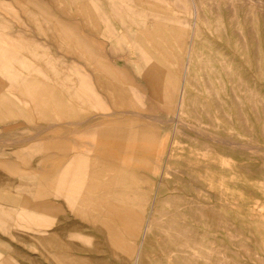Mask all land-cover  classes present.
Segmentation results:
<instances>
[{
    "label": "rangeland",
    "instance_id": "rangeland-1",
    "mask_svg": "<svg viewBox=\"0 0 264 264\" xmlns=\"http://www.w3.org/2000/svg\"><path fill=\"white\" fill-rule=\"evenodd\" d=\"M8 32L0 264H264V0H0Z\"/></svg>",
    "mask_w": 264,
    "mask_h": 264
},
{
    "label": "crops",
    "instance_id": "crops-1",
    "mask_svg": "<svg viewBox=\"0 0 264 264\" xmlns=\"http://www.w3.org/2000/svg\"><path fill=\"white\" fill-rule=\"evenodd\" d=\"M6 28V27H5ZM12 34L13 33H10V32H8V33H0V36H6V35H8V36H12ZM151 35V34H150ZM150 35H148L150 38H152L153 36H150ZM143 40H146V39H143ZM138 43H139V45L140 46H144V44H143V41H141V40H138ZM145 44H148L147 43V41H146V43ZM151 45H152V43H150ZM150 44H148V45H150ZM81 45H83V43H81ZM150 45V46H151ZM149 46V47H150ZM88 50V49H87ZM145 53H147L149 56H150V58L151 59H153L154 61H155V57H154V48L153 49H149V48H147V49H145ZM16 57V53H15V50L14 49H11L10 50V46H7V47H2V48H0V66L3 68L4 66L3 65H8L9 64V62H13V60H14V58ZM9 61V62H8ZM156 62H158V60L156 61ZM160 62V61H159ZM150 71V72H149ZM148 71V73H149V75L150 76H155V72H156V74L158 73L155 69H153L152 68V70H149ZM153 71V72H152ZM32 81V85H34V84H37L36 83V80H31ZM30 87H31V85H29ZM104 86H106V85H104ZM35 88H36V85H35ZM46 89L47 90H43V92H42V94L40 95L41 96V98H39V95L38 96H35V90H34V92H31V102L33 103V105H34V109L35 110H37V111H41V108L42 107H44L46 104H45V101H47L48 100V98L50 97V89H48L47 88V86H46ZM126 140V139H125ZM72 165L74 166L77 162L75 161V160H73L72 162ZM73 173H75V172H73ZM90 174V173H89ZM73 181L75 182L76 180H75V178H73Z\"/></svg>",
    "mask_w": 264,
    "mask_h": 264
},
{
    "label": "bare ground",
    "instance_id": "bare-ground-1",
    "mask_svg": "<svg viewBox=\"0 0 264 264\" xmlns=\"http://www.w3.org/2000/svg\"><path fill=\"white\" fill-rule=\"evenodd\" d=\"M150 70H152V69H150ZM150 72V71H149ZM153 72V71H152ZM155 74V73H154ZM160 176V175H159ZM103 184V183H102ZM104 187H107L106 185L104 186ZM137 201V200H136ZM104 202H105V200H104ZM131 204V203H130ZM136 206V205H135ZM133 211V210H132ZM121 212V211H120ZM136 212V211H135ZM128 213V212H127ZM130 213H133V212H131L130 211ZM142 213H146L145 211H143ZM125 215H127V214H125ZM146 215V214H145ZM129 216V215H128ZM131 216H132V214H131ZM147 216V215H146ZM115 217V216H114ZM133 218V217H132ZM148 219V218H147ZM119 220V219H118ZM127 221V220H126ZM131 221V220H130ZM137 221V219H134L133 220V222L135 223ZM125 222V221H124ZM123 223V222H122ZM142 228V227H141ZM140 228V229H141ZM149 228H150V223H149V220H147L146 222H144V226H143V235H144V239H145V237H146V235L148 234V231H149ZM142 232V231H141ZM132 238V237H131ZM156 240H158V239H156ZM140 241V240H139ZM144 243V242H143ZM141 244V243H140ZM139 246V245H138ZM139 248V247H138ZM140 249V248H139ZM139 249L137 250V251H139ZM141 251V250H140ZM140 251L139 252H136V255H135V260L134 261H136V264H140L141 263V261H139V259H140ZM131 253V252H130ZM130 255V254H129ZM131 256V255H130ZM125 257V256H124ZM131 262H132V260H131ZM143 262V261H142ZM135 262H133V264H134Z\"/></svg>",
    "mask_w": 264,
    "mask_h": 264
}]
</instances>
